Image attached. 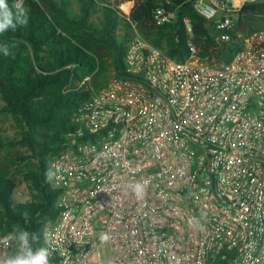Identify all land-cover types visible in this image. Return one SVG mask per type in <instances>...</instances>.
Wrapping results in <instances>:
<instances>
[{"label":"built area","instance_id":"2783aa9c","mask_svg":"<svg viewBox=\"0 0 264 264\" xmlns=\"http://www.w3.org/2000/svg\"><path fill=\"white\" fill-rule=\"evenodd\" d=\"M254 1L195 6L230 42ZM133 6H120L132 36L128 76L81 106L68 149L50 162L59 191L44 238L51 264H264V30L241 37L229 63L202 62L191 42L178 61L141 35ZM174 18L154 12L157 26Z\"/></svg>","mask_w":264,"mask_h":264},{"label":"trees","instance_id":"16d2710c","mask_svg":"<svg viewBox=\"0 0 264 264\" xmlns=\"http://www.w3.org/2000/svg\"><path fill=\"white\" fill-rule=\"evenodd\" d=\"M129 1L114 6L113 0H78L75 11L71 0H23L29 23L0 34V44L7 43L13 53L5 57L0 52V113L12 117L19 127L15 143L27 155H11V165L29 162L23 175L32 191L30 201L17 202L14 178L7 168L0 169L1 234L27 228L40 236L34 247H44L45 228L59 215V191L51 185L50 162L69 146L75 130L72 119L81 106L111 76H128L125 55L132 36L120 6ZM133 1L130 19L141 35L178 61L189 58L191 42L202 62L229 63L243 47L241 37L264 30V0L243 6L230 42L218 40L220 32L197 11L195 0ZM7 3L11 7L15 0ZM99 4L103 18L95 23L92 16ZM160 7L175 14L172 23L155 24L154 12ZM87 77L91 82L83 85ZM11 146L0 138V154L9 153ZM24 210L30 212L28 223L20 215Z\"/></svg>","mask_w":264,"mask_h":264},{"label":"clouds","instance_id":"9594fccd","mask_svg":"<svg viewBox=\"0 0 264 264\" xmlns=\"http://www.w3.org/2000/svg\"><path fill=\"white\" fill-rule=\"evenodd\" d=\"M28 23L29 16L23 6V0H15L11 7L7 0H0V34L9 29L15 30ZM12 47L14 48L15 45H12ZM0 52H3L5 57L13 54L7 43L0 44ZM133 191L137 197H140L143 194L144 187L141 184H136ZM20 215L25 223L30 221L28 210H24ZM39 239L38 233L22 227H17L12 232L0 237V246L13 249L11 252L0 254V264H51L49 248L34 247ZM104 239H107V237H104Z\"/></svg>","mask_w":264,"mask_h":264},{"label":"rangeland","instance_id":"374dc122","mask_svg":"<svg viewBox=\"0 0 264 264\" xmlns=\"http://www.w3.org/2000/svg\"><path fill=\"white\" fill-rule=\"evenodd\" d=\"M72 1V7L75 11H78L79 9V2L78 0H71ZM120 0H113L112 5H117ZM117 7V6H116ZM103 5L99 4L97 8V12L92 16V20L95 23H99V21L103 18ZM119 34H123V27L119 28ZM89 78V77H87ZM113 78L108 80L107 84L109 81ZM91 82V77L90 81H86L83 83V85H88ZM106 84V85H107ZM105 85V86H106ZM103 88V87H102ZM3 105V102L0 98V108ZM19 132V127L15 120L10 117V116H4L0 113V138H3V140L7 144H11L12 146L10 147V152H5L3 151L0 154V169L1 168H7L8 172L11 177L14 178L15 183H16V189H15V198L17 202H28L32 199V191L29 186V184L24 180V173L29 169V162L27 161H22L18 162L16 165H11V160L10 157L11 155H17V154H22L23 156L27 155L26 149L19 146L17 143H15L16 139L19 137L18 136ZM68 149V147H67ZM66 149V150H67ZM65 150V151H66ZM49 225V223H48ZM46 226V228L48 227ZM45 228V230H46ZM6 234H1L0 237L4 236ZM13 250V249H12ZM100 252L102 253L104 259H109L111 257V251L107 246H102L100 248Z\"/></svg>","mask_w":264,"mask_h":264}]
</instances>
